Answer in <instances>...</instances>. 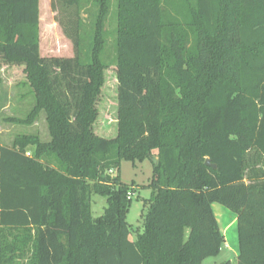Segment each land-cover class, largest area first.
<instances>
[{"label":"trees","instance_id":"trees-1","mask_svg":"<svg viewBox=\"0 0 264 264\" xmlns=\"http://www.w3.org/2000/svg\"><path fill=\"white\" fill-rule=\"evenodd\" d=\"M112 1L52 0L76 56L44 58L40 0H0V87L4 66H23L36 97L23 123L44 110L51 137L0 143V264H203L226 243L214 203L237 216L238 264H264V0H116L111 17ZM111 67L118 131L105 138ZM147 159L132 241L131 189L108 171ZM94 194L107 197L96 219Z\"/></svg>","mask_w":264,"mask_h":264},{"label":"rangeland","instance_id":"rangeland-1","mask_svg":"<svg viewBox=\"0 0 264 264\" xmlns=\"http://www.w3.org/2000/svg\"><path fill=\"white\" fill-rule=\"evenodd\" d=\"M116 14V0L112 1L111 17ZM84 11L82 17L87 19ZM72 16L64 14L59 6L53 10L52 0H40V54L44 58H74L76 47L67 36L66 30H72ZM112 32L113 24L108 25ZM108 60L116 55V38L110 36L107 46ZM2 85L0 87V143L11 146L20 136H38L43 142L50 141L47 114L44 110L38 113L32 124L23 123L36 106V97L31 88L23 66H4L1 70ZM106 82L98 104L99 117L95 123L97 135L114 138L117 135V77L115 67L105 73ZM19 120L22 122H15ZM28 154L32 155V148ZM115 177L120 176L121 182L131 189L132 197L129 204L127 221L133 233L130 238L135 239L137 232L143 228V215L146 203L152 196L148 188L153 178V164L150 159L143 162L123 160L119 172L108 171ZM107 207V197L94 194L91 198V212L93 218L101 217ZM213 211L224 233L226 243L219 256L208 258L203 264H222L231 261L238 264L239 242L236 214L222 204L214 203Z\"/></svg>","mask_w":264,"mask_h":264},{"label":"water","instance_id":"water-1","mask_svg":"<svg viewBox=\"0 0 264 264\" xmlns=\"http://www.w3.org/2000/svg\"><path fill=\"white\" fill-rule=\"evenodd\" d=\"M151 159H152L153 163H155V164L158 162V158L155 156H153ZM206 165L209 167H212L213 169L217 168L216 165H212L209 160L206 161Z\"/></svg>","mask_w":264,"mask_h":264},{"label":"built area","instance_id":"built-area-1","mask_svg":"<svg viewBox=\"0 0 264 264\" xmlns=\"http://www.w3.org/2000/svg\"><path fill=\"white\" fill-rule=\"evenodd\" d=\"M131 197H132V193H129L128 198L131 199Z\"/></svg>","mask_w":264,"mask_h":264},{"label":"crops","instance_id":"crops-1","mask_svg":"<svg viewBox=\"0 0 264 264\" xmlns=\"http://www.w3.org/2000/svg\"><path fill=\"white\" fill-rule=\"evenodd\" d=\"M213 206V205H212ZM213 208V207H212ZM221 230V229H220ZM222 232V231H221ZM137 235V234H136ZM223 235H224V233H223ZM132 241H135L136 240V238L135 239H132V238H130Z\"/></svg>","mask_w":264,"mask_h":264}]
</instances>
